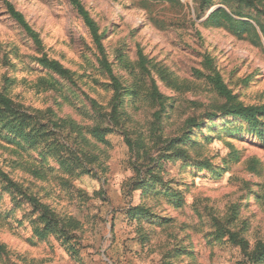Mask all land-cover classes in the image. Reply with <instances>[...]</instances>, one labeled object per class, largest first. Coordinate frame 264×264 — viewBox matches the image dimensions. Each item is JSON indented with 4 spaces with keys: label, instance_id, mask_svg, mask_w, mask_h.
Returning <instances> with one entry per match:
<instances>
[{
    "label": "rangeland",
    "instance_id": "1",
    "mask_svg": "<svg viewBox=\"0 0 264 264\" xmlns=\"http://www.w3.org/2000/svg\"><path fill=\"white\" fill-rule=\"evenodd\" d=\"M81 2L102 33L116 88L68 0H0V92L28 112L63 120L60 139L95 157L84 161L90 173L69 175L55 158H41L42 146L0 136V169L77 219L80 243L74 257L55 236L36 237L37 213L0 181V264H253L227 232L244 238L248 251L264 241V140L245 123L227 126L234 121L223 108L264 105V37L255 23L258 40L205 26L218 5L199 15L197 0ZM241 8L264 24V8ZM42 56L71 79L41 66ZM214 72L230 97L209 80ZM95 125L113 131L100 141ZM164 154L174 157L158 170L160 181L139 186Z\"/></svg>",
    "mask_w": 264,
    "mask_h": 264
},
{
    "label": "trees",
    "instance_id": "2",
    "mask_svg": "<svg viewBox=\"0 0 264 264\" xmlns=\"http://www.w3.org/2000/svg\"><path fill=\"white\" fill-rule=\"evenodd\" d=\"M74 7L76 12L81 17L85 27L87 28L93 45L97 51V60L100 66L109 76L114 88L117 86V78L112 74L109 62L106 60L105 51L102 44V33L99 32L98 25L90 16L88 10L84 7L81 0H68ZM199 15L205 10L218 5L213 9L203 20V24L208 27H225L234 35H242L247 33L258 40V33L251 20L255 23L259 32L264 37V24L249 13H245L241 7H250L257 11H262L264 8V0H197ZM6 9L9 15L34 39H37V34L32 30L23 14L16 10L9 2L6 1ZM38 63L44 68L53 73L67 79H71L72 72L65 68L57 60L42 56L38 58ZM209 80L214 87L226 97H230L229 91L225 88L218 73L214 72L208 75ZM132 94V90H126L125 95ZM117 104L113 106V113L110 117L115 120ZM224 115L231 117L234 123L226 122L227 126L235 125L236 122L245 123L249 130L258 135V139L264 140V105H243L241 103H232L223 108ZM63 120L47 119L40 111L34 113L28 112L4 92H0V136L11 144L24 145L30 149H36L42 146L44 150L41 152V158H55L59 163V171L69 175H80L90 173L87 166L84 164L95 160L94 156H89L85 151H76L60 139L62 135ZM209 123H214L210 121ZM240 125V124H239ZM241 126V125H240ZM214 127V124H213ZM212 131L213 128H209ZM110 126L102 127L95 125L91 133L100 141H105V135L112 132ZM71 132V131H70ZM174 157L173 154H164L159 156L156 161V172H151L152 169L147 167L146 181L139 182V186L148 188L150 185L159 182L158 170L162 164ZM181 158L182 156H178ZM39 173L42 177V173ZM218 175V171H213ZM0 181L7 189L16 192L18 197L26 199L33 212L37 216L33 220V233L39 239H44L49 235H53L61 241V244L70 253L71 256H77L80 243L77 240L75 231L79 229V221L72 216H61L56 213L51 207L42 203L34 195L28 194L20 184L13 181L5 172L0 169ZM168 193V190L165 191ZM177 195V193H176ZM15 199V197H14ZM138 215H144L142 212H134ZM228 239L238 245L242 252L248 257L253 264H264V241H259L255 244L251 251H248V242L240 237L235 232L228 231Z\"/></svg>",
    "mask_w": 264,
    "mask_h": 264
}]
</instances>
